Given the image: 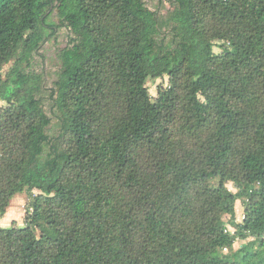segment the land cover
<instances>
[{"label": "trees", "instance_id": "obj_1", "mask_svg": "<svg viewBox=\"0 0 264 264\" xmlns=\"http://www.w3.org/2000/svg\"><path fill=\"white\" fill-rule=\"evenodd\" d=\"M170 1L0 0V264H264V0Z\"/></svg>", "mask_w": 264, "mask_h": 264}, {"label": "rangeland", "instance_id": "obj_2", "mask_svg": "<svg viewBox=\"0 0 264 264\" xmlns=\"http://www.w3.org/2000/svg\"><path fill=\"white\" fill-rule=\"evenodd\" d=\"M147 5L153 10L159 9L161 16L164 17L167 16L174 8L170 0H147ZM59 19V13L56 10L52 16V20L58 22ZM69 39L70 30L67 27L61 28L55 36L50 37L43 43L39 49V53L35 54L32 58L31 70L44 75L45 85H47V87H51L53 80L56 79L57 71L61 66V51L67 46ZM216 50L219 51V48H216ZM9 66L10 64L5 67V70H7ZM167 79L168 77H165L164 79L159 78L154 81L150 79L148 81V87L153 96L157 95L158 86H160V84L167 83ZM5 104L6 102L0 99V107ZM50 131L54 133L55 129H51ZM215 182H217V180ZM228 187L231 190L236 191L233 183H228ZM39 192V190L35 189V193ZM28 205L29 193L25 191L19 193L11 201V205L8 208L7 213L3 217H0V227L11 226L15 223L24 225ZM244 210V201L240 199L236 203L237 221L242 220ZM228 219L229 217L226 216V220ZM244 242L245 241L241 239L237 240L234 246L235 249L239 248Z\"/></svg>", "mask_w": 264, "mask_h": 264}, {"label": "built area", "instance_id": "obj_3", "mask_svg": "<svg viewBox=\"0 0 264 264\" xmlns=\"http://www.w3.org/2000/svg\"><path fill=\"white\" fill-rule=\"evenodd\" d=\"M244 217H245V216L243 215L242 219H244ZM225 250H227V249L225 248Z\"/></svg>", "mask_w": 264, "mask_h": 264}]
</instances>
